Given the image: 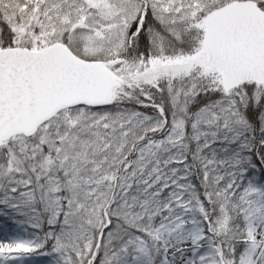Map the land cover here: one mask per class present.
<instances>
[{
    "label": "snow or ice",
    "instance_id": "1",
    "mask_svg": "<svg viewBox=\"0 0 264 264\" xmlns=\"http://www.w3.org/2000/svg\"><path fill=\"white\" fill-rule=\"evenodd\" d=\"M0 264H264V0H0Z\"/></svg>",
    "mask_w": 264,
    "mask_h": 264
}]
</instances>
